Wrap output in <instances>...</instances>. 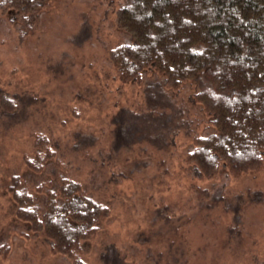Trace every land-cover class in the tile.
<instances>
[{
  "label": "rangeland",
  "instance_id": "374dc122",
  "mask_svg": "<svg viewBox=\"0 0 264 264\" xmlns=\"http://www.w3.org/2000/svg\"><path fill=\"white\" fill-rule=\"evenodd\" d=\"M124 1L51 0L23 37L21 25L0 12V240L9 246L0 264H70L41 236L25 237L27 225L12 214L6 187L25 166L33 133L55 147L69 177L109 207L85 245L89 264H102L107 244L131 264H260L264 167L235 179L224 170L197 177L181 157L190 136L181 132L179 145L165 149L144 139L155 134L143 116L147 78L122 82L109 57L127 40L114 23ZM169 94L190 106L189 87ZM2 99L9 109L2 111ZM120 110L132 114L131 127L115 119Z\"/></svg>",
  "mask_w": 264,
  "mask_h": 264
},
{
  "label": "trees",
  "instance_id": "16d2710c",
  "mask_svg": "<svg viewBox=\"0 0 264 264\" xmlns=\"http://www.w3.org/2000/svg\"><path fill=\"white\" fill-rule=\"evenodd\" d=\"M50 1L0 0V12L21 25L23 37ZM114 23L127 37L109 52L118 79L147 78L143 116L148 127L155 124L154 136L143 135L148 143L165 149L179 145L181 132L190 136L181 157L197 177L224 170L235 179L264 167V0H125ZM151 85L157 86L153 96ZM186 86L191 107L169 94ZM1 103L2 111L9 109ZM131 115L120 110L115 119L131 127ZM32 140L25 166L6 187L13 217L27 225L25 237L41 236L51 254L89 264L85 245L103 228L109 207L66 174L53 145L35 133ZM111 148L120 149L117 136ZM8 248L0 240L1 256ZM124 255L107 244L99 256L102 264H131Z\"/></svg>",
  "mask_w": 264,
  "mask_h": 264
}]
</instances>
